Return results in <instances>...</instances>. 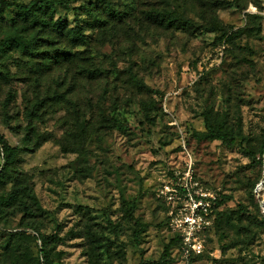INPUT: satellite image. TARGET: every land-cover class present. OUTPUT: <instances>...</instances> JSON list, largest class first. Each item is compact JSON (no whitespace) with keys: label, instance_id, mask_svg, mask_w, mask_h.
<instances>
[{"label":"rangeland","instance_id":"374dc122","mask_svg":"<svg viewBox=\"0 0 264 264\" xmlns=\"http://www.w3.org/2000/svg\"><path fill=\"white\" fill-rule=\"evenodd\" d=\"M31 1L0 0V264L41 260L32 228L57 237L51 264H264V0H63L40 32L18 16ZM186 177L220 206L187 259L170 227ZM22 188L32 216L4 203Z\"/></svg>","mask_w":264,"mask_h":264},{"label":"trees","instance_id":"16d2710c","mask_svg":"<svg viewBox=\"0 0 264 264\" xmlns=\"http://www.w3.org/2000/svg\"><path fill=\"white\" fill-rule=\"evenodd\" d=\"M65 5V1L63 0H34L31 1L30 3L26 5H20L17 6L18 9V16L29 26H31L34 29H37L39 32L42 30H45L49 28L50 26V19H49V14L54 11L56 8V5ZM93 11H95L96 6L91 5L90 6ZM114 17H120L119 14L113 15ZM146 18L148 21L158 24V25H166L170 27L173 24L181 23V21H178L176 17H174L170 13H163L161 11H155L151 10L150 12L146 13ZM96 21H98V18H95ZM184 22V21H182ZM55 26L59 29H65L64 23L62 22L61 18H58V20L55 22ZM66 35L70 38V42L73 46H78L82 45L86 42V37L82 33V31L78 27L70 28L66 30ZM24 46V45H23ZM34 43L30 42L25 48L32 50L34 48ZM71 57L73 54L71 51L67 49H61L58 51V53H55L54 55V60L60 59L61 58H66V57ZM59 62V61H58ZM133 80L135 83L138 84L137 79L134 77ZM204 123H205V128L208 132L207 138L209 140H214V141H221L224 144H232L233 140H228V135L225 131H223L219 127V132L215 130V128L211 125L210 123V118L207 115H204ZM2 148V154L6 156V154L9 153V148L6 147V145H1ZM253 162L256 163L259 167H263V160L259 156H254L252 155ZM261 178L257 180L254 184V189L255 187L260 183ZM254 189H253V197L255 199V194H254ZM19 201V204L22 208V210L27 214L28 216H32L33 212V207H36L37 209H40L39 203L34 196L33 192L30 189H21L20 191H14L12 192L5 200L4 203L6 206H13L16 202ZM256 204L258 207L259 212L261 213L262 217L264 218V213L262 212V209L260 207L259 200H256ZM2 215V208L0 205V217ZM33 234L35 235V238L38 239L39 244H40V255H41V260L38 261L37 264H51V259H50V254H49V249L48 246L49 244L55 240L57 237L55 235L52 236H47L43 235L40 233L38 229H33ZM208 235V234H207ZM12 236V235H11ZM10 246V243H9ZM196 257V256H193ZM200 257V256H199ZM197 258V257H196Z\"/></svg>","mask_w":264,"mask_h":264},{"label":"built area","instance_id":"2783aa9c","mask_svg":"<svg viewBox=\"0 0 264 264\" xmlns=\"http://www.w3.org/2000/svg\"><path fill=\"white\" fill-rule=\"evenodd\" d=\"M186 175L189 176V173ZM178 186L181 206L177 212H172L170 227L181 241L183 256L186 259L199 257L206 251V235L213 227L216 210L220 208L219 199L214 192L199 188L189 177L184 178ZM259 186H262L261 189H258ZM263 187V182L259 183L255 193L258 195L262 192ZM172 191L177 193L176 190ZM263 199L259 198L260 207ZM261 209L264 213V209Z\"/></svg>","mask_w":264,"mask_h":264},{"label":"water","instance_id":"95a60500","mask_svg":"<svg viewBox=\"0 0 264 264\" xmlns=\"http://www.w3.org/2000/svg\"><path fill=\"white\" fill-rule=\"evenodd\" d=\"M264 181V179H262V181L260 182V184ZM261 207L264 209V199L261 201Z\"/></svg>","mask_w":264,"mask_h":264},{"label":"bare ground","instance_id":"6f19581e","mask_svg":"<svg viewBox=\"0 0 264 264\" xmlns=\"http://www.w3.org/2000/svg\"><path fill=\"white\" fill-rule=\"evenodd\" d=\"M263 184H264V181H263ZM262 186H259L258 189H261Z\"/></svg>","mask_w":264,"mask_h":264}]
</instances>
